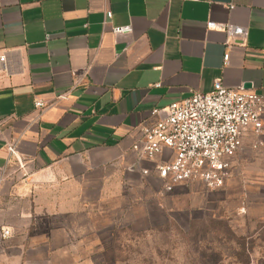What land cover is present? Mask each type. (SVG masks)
I'll return each mask as SVG.
<instances>
[{
	"label": "crops",
	"instance_id": "crops-1",
	"mask_svg": "<svg viewBox=\"0 0 264 264\" xmlns=\"http://www.w3.org/2000/svg\"><path fill=\"white\" fill-rule=\"evenodd\" d=\"M209 22L248 36L229 46ZM2 54L0 264H111L115 219L160 209L133 150L153 110L219 80L264 95V0H0Z\"/></svg>",
	"mask_w": 264,
	"mask_h": 264
},
{
	"label": "rangeland",
	"instance_id": "rangeland-1",
	"mask_svg": "<svg viewBox=\"0 0 264 264\" xmlns=\"http://www.w3.org/2000/svg\"><path fill=\"white\" fill-rule=\"evenodd\" d=\"M160 190L148 217L115 219L111 264H264V147L245 146L222 189Z\"/></svg>",
	"mask_w": 264,
	"mask_h": 264
},
{
	"label": "built area",
	"instance_id": "built-area-1",
	"mask_svg": "<svg viewBox=\"0 0 264 264\" xmlns=\"http://www.w3.org/2000/svg\"><path fill=\"white\" fill-rule=\"evenodd\" d=\"M184 1L212 3V0ZM234 8L231 6L230 10ZM111 17L112 12H108L107 19ZM207 26L225 33L229 46L248 36L244 27L232 23L209 22ZM130 32V27L114 29L117 35ZM229 57L225 56L226 63ZM0 68L8 71L6 54L0 55ZM68 96L64 93L58 99L66 100ZM52 106L40 100L35 103L40 114ZM152 115L156 122L142 129L141 139L133 150L154 163L151 169L139 167L138 171L161 183L159 195L170 194L176 187L190 183H201L209 190L222 189L242 149L246 145L254 150L264 147V95L244 86L229 88L219 80L210 93L194 92L190 98L154 109ZM17 145L9 144L8 150L18 160ZM11 235L9 229H2L3 238Z\"/></svg>",
	"mask_w": 264,
	"mask_h": 264
}]
</instances>
